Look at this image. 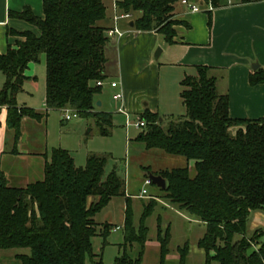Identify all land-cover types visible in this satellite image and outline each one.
<instances>
[{"label": "trees", "instance_id": "obj_1", "mask_svg": "<svg viewBox=\"0 0 264 264\" xmlns=\"http://www.w3.org/2000/svg\"><path fill=\"white\" fill-rule=\"evenodd\" d=\"M179 0H117L122 12L139 13L133 27L157 31L167 43L175 36L172 19ZM205 2L207 0H200ZM220 0H210L213 7ZM253 0H240L249 3ZM43 17L29 8L14 13L36 32H16L23 40L8 44L0 54V72L5 81L0 88V106H6L7 128L15 141L21 137V120L46 118L49 110L73 109L79 116L94 120L99 133L110 134L111 113L95 111L94 97L101 91L96 85L106 78L105 46L107 28L102 0H42ZM45 58V110L17 106L16 97L28 78V64ZM216 79L207 66H196L195 75L180 82L184 115L162 118L144 111L142 131L136 140L146 149H160L193 162L188 166L151 172L164 178L166 187L158 188L162 198L178 206L205 224V233L197 245L204 251V264H264V227L246 235L252 212L264 211V120L231 118L228 98L216 89ZM251 85L264 83V69L249 75ZM107 155L89 154L84 166H76L71 154L53 148L43 166V177L23 187L9 186L0 175V251L26 248L16 253L17 264H85L98 256L92 252L97 234L94 217L113 198L125 196L124 180L112 169L105 174ZM94 198L88 201L89 198ZM156 203L154 197L143 205L135 226L130 197H125L122 253L114 264H141L148 239L146 219ZM111 226L99 231L103 245ZM159 264L169 252L168 228L161 235L157 224ZM137 244L132 257L127 247ZM256 244V249L252 245ZM178 264H185L188 244L177 248ZM101 264V259L96 261ZM0 264H7L0 262Z\"/></svg>", "mask_w": 264, "mask_h": 264}, {"label": "crops", "instance_id": "obj_2", "mask_svg": "<svg viewBox=\"0 0 264 264\" xmlns=\"http://www.w3.org/2000/svg\"><path fill=\"white\" fill-rule=\"evenodd\" d=\"M116 1L106 4L102 0L106 14L99 24L107 30L116 27L121 33L107 36L105 56L106 63L109 62L114 67L110 81H115L116 87H110L113 91L111 97L116 112L124 116L126 131L131 126L140 128L135 125L136 122L131 123L130 115H138L141 119L140 115L148 111L159 115V120L175 116L176 106L179 104L183 106L180 82L185 75H195L196 66L199 65L210 68V74L216 79L217 92L227 96L231 118L264 120V83L251 85L249 82V75L253 70L264 69V0H253L249 3H241L240 0H220L219 5L212 6L211 9L209 0L205 2L187 0L190 4L197 5L196 11H191L187 4L179 0L172 12V19L177 21V24L174 25L176 34L171 44L157 31H140L133 27V19L139 16L140 12L133 13L134 18L131 13L128 18L119 17L122 11L117 8ZM26 7L35 16L43 17L42 0H0V54L6 53L8 44L23 40L16 32L25 30L36 32L35 26L14 16V13H20ZM158 48L161 50L155 58ZM41 60L45 66L43 55L40 57ZM33 64L35 63H29L24 71L28 78L24 81L23 90L16 97L17 106L42 112L45 110V90L38 106L33 107L26 99L23 102H19L18 99L23 92L32 96V93H29L30 89H26V84L36 80L33 75L35 72H27L28 69L35 70V67L31 68ZM254 64H257V67L252 68ZM108 79L106 74L104 83L100 86V93L94 97L95 102L100 101L99 106L95 104V111L107 112L103 106L109 104V99L103 94V89L109 85ZM4 81L5 76L0 72V88ZM28 86L31 87L30 84ZM118 91L123 93L121 101L113 99V94ZM120 106L123 107V112L118 110ZM50 111L52 110H49L46 118L41 121L23 117L21 137L15 141L13 132L7 128L6 106H0V175L6 178L9 186L23 187L43 177V166L50 157L51 149L55 147L48 138ZM58 111L64 115V109ZM73 118L66 121L62 116L60 122L65 125ZM127 121L130 123L127 124ZM37 125L41 129L40 142L36 136L39 129ZM139 133L133 138L136 142H140L136 140ZM57 148L67 150L72 156L67 144H58ZM72 157L75 163L74 156ZM141 167L143 183L136 191L127 188V181L124 180L125 196L130 197L132 204L135 199L150 198L151 194H147V190L145 195L141 194V190L146 189L145 179L149 178V174H154L149 171L159 172L166 169L150 165ZM155 189L157 190L156 187ZM119 197L124 199L125 212V197ZM111 201L112 199L105 207ZM94 221L96 222L95 217ZM262 221L264 223V219ZM121 222L120 227H113L109 222L106 224L111 225L110 231L123 228L124 214Z\"/></svg>", "mask_w": 264, "mask_h": 264}, {"label": "rangeland", "instance_id": "obj_3", "mask_svg": "<svg viewBox=\"0 0 264 264\" xmlns=\"http://www.w3.org/2000/svg\"><path fill=\"white\" fill-rule=\"evenodd\" d=\"M103 1L108 4L110 2L112 3L113 0ZM132 16L134 18V14ZM43 63L44 62L41 60L40 62L33 64L31 68L35 67L34 71L33 69H28L27 72H35L33 75L36 77L35 81L28 82L31 87L28 86L29 84H26V89H30L29 93H32V96L23 92L18 96L19 102H23V100L26 99L33 104V107L41 104V98L44 95L45 90V66ZM111 65L112 64L109 62L105 65L106 74L109 78L108 82L111 80L112 69L114 68L113 65ZM111 92L113 91L110 86L106 85L103 89V94L107 95L109 104L104 105L103 109L104 111L111 112L112 114L110 135L102 136L99 133L98 127L94 124V120L90 117H82L79 115L73 116L74 118L71 121L62 125L60 119H62L63 112L52 110L49 112L47 128L49 133V142L55 146L53 148H57L58 144H67L70 148L69 151L72 153V156H74L75 164L77 166H83L85 164L86 156L89 153L107 155L108 160L105 167V174L112 169H115L117 174L123 180L127 181V188H130L131 191H136L143 183V169L141 166L150 165L151 167L157 166L163 168L188 166L189 174L193 175L195 171L192 161H188L187 164L185 157L166 154L164 151L159 149H152L148 151L144 148V145L141 142H136L133 139L142 129L141 127L136 128L131 126L128 131H126L124 127V116L116 112ZM174 112L175 116L184 115L185 108L179 104L176 106ZM130 120L131 123L137 122L139 120V116L130 115ZM42 123H40V126ZM159 123H162V126H165L166 121L163 122L160 120ZM37 126L39 129L36 131V136L40 142L41 129L39 125ZM145 188L148 192L147 194H151L149 196L150 198L143 200L135 199L132 204L134 224L137 226L139 217L143 211V205L148 203V201L151 200V197H154L156 200L152 213L145 221L148 227V239L145 242V249L141 264H159L157 224H160L161 235H164L167 232L166 229L168 228V235L170 237L168 242L169 252L166 255L164 264H178L179 256L177 248L181 247L184 243L188 244L189 249L185 264H204L205 254L204 251L198 247L197 242L205 233V224L193 216H190L185 211L178 209L177 205L160 197L161 193L155 189L153 184L146 185ZM93 199L94 198L91 197L88 201L90 202V200ZM123 207L124 199L117 196L112 198V201L107 207L97 213L95 216L97 234L92 238L91 242L92 252L98 256L94 257L93 260H90L87 256L85 264H97L96 261H98L99 258L101 259V264H114L115 257L122 253L123 247L121 244L123 242V228L116 231L111 230L104 245L102 243L103 238L99 235V231L101 230V227L106 224V222L112 224L113 227H120L124 214ZM256 217L259 219L257 220ZM263 219V210L252 212L247 223L246 235L251 236L256 228L264 227V223L262 221ZM257 247L258 246L256 244L252 245L253 249H256ZM138 249V245L133 244L131 247H127V252L130 256L135 257ZM28 252L29 251L26 248L1 250L0 262L17 264L12 257L16 253ZM212 264H217V262L214 261Z\"/></svg>", "mask_w": 264, "mask_h": 264}, {"label": "built area", "instance_id": "obj_4", "mask_svg": "<svg viewBox=\"0 0 264 264\" xmlns=\"http://www.w3.org/2000/svg\"><path fill=\"white\" fill-rule=\"evenodd\" d=\"M182 1V3H184V4H187V6L190 8V10L191 11H196L197 9H198V7H197V5H195V4H190L187 0H181ZM210 1V0H209ZM210 3V2H209ZM212 8V4L210 3V9ZM130 16V14L129 13H127V12H122V13H120V15H119V17H124V18H128ZM115 18V20L117 19V17H114ZM106 36H108V37H110V36H113L114 34H118V35H120L121 33L116 29V27H113V28H111V29H108L106 32ZM103 83H104V80H99V81H97L96 82V85H98V86H102L103 85ZM109 86L110 87H112V88H114V87H116V82L115 81H110L109 82ZM113 99L115 100V101H121V100H123V93L121 92V91H118V92H115L114 94H113ZM118 110L120 111V112H123L124 110H123V107H119L118 108ZM78 114H77V112L76 111H74L73 109H64V115H63V117H64V120H69L71 117H73V116H77ZM130 122H128L127 121V124H129ZM144 121L143 120H138L136 123H135V125L137 126V127H143L144 126ZM149 184H151V180L149 179V178H146L145 179V181H144V185H149ZM141 194L142 195H145L146 194V189H142L141 190Z\"/></svg>", "mask_w": 264, "mask_h": 264}, {"label": "water", "instance_id": "obj_5", "mask_svg": "<svg viewBox=\"0 0 264 264\" xmlns=\"http://www.w3.org/2000/svg\"><path fill=\"white\" fill-rule=\"evenodd\" d=\"M160 48H158L155 52V58H157L158 53L160 52ZM257 67V64L252 65V68ZM95 104L97 106L100 105V101H96ZM160 120H162V118H160ZM149 179L151 180V182L156 185L158 188L164 189L166 187V183L164 178H162L160 175H154V174H149L148 175Z\"/></svg>", "mask_w": 264, "mask_h": 264}]
</instances>
